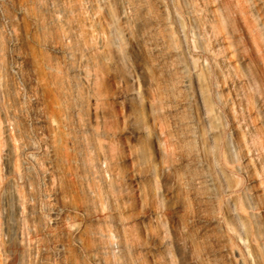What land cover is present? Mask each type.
I'll list each match as a JSON object with an SVG mask.
<instances>
[{"label":"rangeland","instance_id":"obj_1","mask_svg":"<svg viewBox=\"0 0 264 264\" xmlns=\"http://www.w3.org/2000/svg\"><path fill=\"white\" fill-rule=\"evenodd\" d=\"M0 264H264V0H0Z\"/></svg>","mask_w":264,"mask_h":264}]
</instances>
